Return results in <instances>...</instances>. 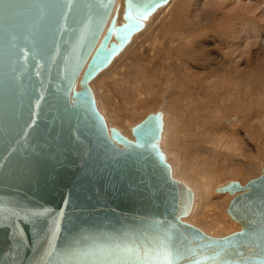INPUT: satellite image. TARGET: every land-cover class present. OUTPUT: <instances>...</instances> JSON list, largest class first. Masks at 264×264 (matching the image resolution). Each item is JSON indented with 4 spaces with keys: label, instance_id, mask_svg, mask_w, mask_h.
<instances>
[{
    "label": "water",
    "instance_id": "1",
    "mask_svg": "<svg viewBox=\"0 0 264 264\" xmlns=\"http://www.w3.org/2000/svg\"><path fill=\"white\" fill-rule=\"evenodd\" d=\"M168 0H0V264H264V165L215 187L239 228L182 219L162 111L108 124L89 81Z\"/></svg>",
    "mask_w": 264,
    "mask_h": 264
},
{
    "label": "bare ground",
    "instance_id": "2",
    "mask_svg": "<svg viewBox=\"0 0 264 264\" xmlns=\"http://www.w3.org/2000/svg\"><path fill=\"white\" fill-rule=\"evenodd\" d=\"M116 2L119 22L124 2L115 0L112 11ZM263 4L264 0H168L89 81L98 106L104 102L105 81L119 87L121 93L114 91L124 96L125 113L106 108L102 114L128 136L132 119L143 117L142 108L162 111V144L172 175L193 193L191 209L182 219L211 235L240 225L228 216L209 219L200 203L215 193L225 206L231 194L216 191L217 185L228 178L244 183L259 173L257 160L240 157H256L246 149L244 138L252 140L255 150L264 149ZM256 64L262 66L257 73L252 69ZM177 140L181 145L193 141L196 164H181L170 149ZM263 153L258 155L261 160Z\"/></svg>",
    "mask_w": 264,
    "mask_h": 264
},
{
    "label": "rangeland",
    "instance_id": "3",
    "mask_svg": "<svg viewBox=\"0 0 264 264\" xmlns=\"http://www.w3.org/2000/svg\"><path fill=\"white\" fill-rule=\"evenodd\" d=\"M118 1V0H117ZM230 1H232V2H234V1H237V0H230ZM117 3L118 2H116V4H115V7H114V9L116 8V5H117ZM264 5V4H263ZM264 8V6L262 7V9ZM262 12H264V9L262 10ZM263 22V26H264V20L263 21H261V23ZM263 31H264V29H263ZM263 36H264V33H261ZM261 35V36H262ZM263 36H262V39H263ZM264 40V39H263ZM263 65L262 66H264V63H262ZM260 64H256L252 69H253V71L255 72V73H257L259 70H261L260 68L262 67ZM252 78V77H251ZM253 78H254V76H253ZM108 80H110V79H108ZM105 81L104 82V84H103V86L107 83V85H105L104 87H105V89H101L102 90V92L101 93H103V91L104 90H106V92L104 91V93L106 94H102V95H100V96H102V97H104V102L103 103H101V101H100V105L98 106V103H97V106H98V109L100 110V108L102 109V110H100V111H103L102 113H107V109H112V110H114L115 108L117 109H115V111L116 112H118V113H120V114H124L123 113V111H125V109H124V96H122L121 94H118V93H121V91H120V89H118L119 87H116L115 85L113 86V84L111 83L112 81L110 80V81ZM107 87V88H106ZM116 87V88H115ZM117 90H119L118 91V93H116L115 94V91ZM113 91H114V94H113ZM116 91V92H117ZM108 94V95H107ZM121 95V96H120ZM124 95V94H123ZM94 96H95V94H94ZM114 96V97H113ZM122 97V98H121ZM95 99H96V97H95ZM119 99H121V100H119ZM96 101V100H95ZM116 102V103H115ZM121 106V107H120ZM107 108V109H106ZM148 108V109H147ZM121 109V110H120ZM124 109V110H123ZM153 111L154 109L152 108V107H144V108H142L141 110H140V112H141V114H146L148 111H151V110ZM105 110V111H104ZM119 110L120 111H122V112H119ZM147 110V111H146ZM145 111V112H144ZM143 115V116H144ZM141 115L139 114L137 117H134L133 119H132V121L134 120L135 122L137 121V119L140 117ZM169 121H170V117H169V119H168ZM134 121L133 122H131L130 123V125L132 124V123H134ZM172 123H174V121H171ZM127 123H129V122H127ZM129 125V126H130ZM255 137H257L256 135L257 134H254V133H252ZM249 137H247L246 139L244 138V145H245V147H246V149L247 150H249L250 152L249 153H251V154H254V155H256V157H253V159H251L250 158V156L249 157H240V159L241 160H246L247 162H250V161H252V160H257L256 162H258L257 164H258V169H257V171H259L260 172V168L259 167H261L262 165H264V159L263 160H261V158L259 157L258 158V155H261L264 151V149L261 151V150H255V148H253V146H252V143H250V142H252V140L249 138ZM247 139H248V141H247ZM246 140V141H245ZM184 142V144H179L178 143V140L176 141V142H174L173 143V145H171L170 146V149H172V150H174V154L175 155H177L178 156V158H179V160L182 162L181 164H183V165H186L187 163H189V162H193V164H196V162H197V159H195V154H194V147H193V141H183ZM247 144H246V143ZM253 144H254V141H253ZM249 145H250V148H249ZM189 146V147H188ZM183 147V148H182ZM261 151V152H260ZM257 153V154H256ZM182 154V155H181ZM264 154V153H263ZM181 157H180V156ZM189 155V156H188ZM168 157V156H167ZM182 158H184V160L182 159ZM196 160V161H195ZM245 161V162H246ZM244 162V161H243ZM262 163V164H261ZM172 167V166H171ZM227 178V177H226ZM225 178V179H226ZM250 178V177H249ZM229 179H231V178H228V179H226V180H224V182H226L227 180H229ZM191 188V187H190ZM191 190H192V188H191ZM231 194V193H230ZM210 196V197H209ZM218 198H217V194H209L208 195V197L206 198V200H204L203 202H205L204 204H206V205H204V204H202L203 202H201L200 203V205H201V211H202V213H206V215H208V218L210 219V218H213V217H217V218H219V219H224L225 220V218H226V216H228V217H230V215L226 212V210H225V207H226V205L224 206V204H220L219 203V201L217 200ZM206 201H207V203H206ZM217 201V202H216ZM228 201H229V199L227 200V201H225L226 203H228ZM224 202V201H223ZM203 205V206H202ZM204 213V214H205ZM231 218V217H230ZM227 219V218H226ZM232 219V218H231ZM232 220H234V219H232ZM235 221V220H234ZM190 222V221H189ZM192 223V222H191ZM238 223V222H237ZM194 224V223H193ZM196 225V224H195ZM198 227H201V226H199V225H197ZM201 229H202V227H201ZM235 229V228H234ZM233 229V230H234ZM205 232V231H204ZM207 233V232H206Z\"/></svg>",
    "mask_w": 264,
    "mask_h": 264
}]
</instances>
